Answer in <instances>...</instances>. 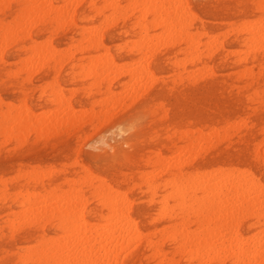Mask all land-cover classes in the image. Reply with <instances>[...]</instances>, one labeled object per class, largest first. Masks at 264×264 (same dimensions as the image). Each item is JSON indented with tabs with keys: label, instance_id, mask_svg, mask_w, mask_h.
Listing matches in <instances>:
<instances>
[{
	"label": "rangeland",
	"instance_id": "obj_1",
	"mask_svg": "<svg viewBox=\"0 0 264 264\" xmlns=\"http://www.w3.org/2000/svg\"><path fill=\"white\" fill-rule=\"evenodd\" d=\"M6 1H7L6 3L5 0L0 1V35H2V33H4V31L7 30L11 31V29H13L14 31H16L15 30L16 28L14 29V27H16L14 24L16 23H17L16 25H18L17 27L18 30L20 29L21 25H22L21 27L24 29L20 30L18 33H16L17 32L16 31L15 32L16 35L13 34L14 33L13 31L12 35H10L11 34L10 32H6L3 34V36H0V41H1L0 49L2 47L4 48L3 52L0 50V100H1L0 101L1 102L0 103V161H2V163L0 162V211H1L0 212V264H54L53 260H50L54 255L53 253L51 254L50 252L55 249H51L52 247L48 248L50 246V241L53 240L54 243L58 239V241H62V244L60 245L66 244L65 246L66 248L68 246L73 248L72 245L75 247V245L79 244V243L71 244L68 243V241L65 242V239L67 238L70 239L71 237L72 240L70 239L69 242L73 241L72 243H77L78 232L81 231V230L77 231V229L79 227L81 228V225L80 226L78 225L79 227L73 225H77V222H80L81 220L79 221L76 220V223L74 220V222L72 223L70 222V224H68L62 221L60 219V216L52 215L51 213L48 212H47L48 214H51L50 218L47 214V215H43V217L36 220V218H32L34 216L33 215L31 216V214L37 211L36 208H38V205H34V207L32 206L33 207L32 210L28 209V206L25 202L27 198H29L31 201L35 203L37 202L34 200L37 199L38 201L37 204H39L41 198L42 199L46 198L41 200L44 202L40 201L41 202L40 204L43 203V205H46L45 202H47V200L48 201L51 200L50 203L48 202L47 203L50 206L53 204L51 207L54 208L56 205H58L57 203L59 202L62 203L60 199L62 200L63 198V202L67 201L65 198L68 195V193H69L68 195L69 198L67 197L68 200L73 199V201H76L77 197L82 198L83 196L84 198H86V200L83 198L82 200L81 199L77 200V202L79 203H81V201L83 202L82 203L83 208L81 207L80 209V211L82 210V212L79 211L80 212L79 216L83 215L84 218H86L87 222L92 223V224L88 223L91 227H93L92 226L93 224L98 223V224H102L100 226L106 229L105 225H108L107 223H112L114 221L113 217L115 218L118 217V214H114L116 212L107 209L108 207L105 206L102 199L96 193V190L99 187L96 185H100V187L101 185H103V187L105 188V185L107 184L108 186L106 187L108 190L111 188L109 186H112L111 196H113V198L115 197L117 198L116 195H118L121 196L118 197L120 200L122 198L121 201H124L126 199V202L130 203L129 205H127V203H124L125 201L121 202L119 199H117L123 204L124 208H126L127 206L130 207V208H126L127 210L125 211L127 212H124V217L125 214L130 216L131 219L136 223V227L143 234L141 239L135 238L134 236H136V234H133L134 236L133 235L132 236L134 238L132 236L131 237L135 241L132 239V241L128 245V246H133V248L129 247L128 251L127 248H124L126 249V250L123 249L125 255L122 250L120 252L121 254H123L122 257L119 254V256L115 257L117 260L113 262L115 259L114 258L112 263L115 264H168V263L170 264H229L230 260L229 258H225V256H222L221 259L219 258L216 261H211V258L214 255L212 251L214 250H212L209 246L208 248L207 246L204 247L203 244H197L196 239H200V237H202V235L205 234L204 228H206V230L209 227H212L214 229L220 228L219 225H221V222L222 223L224 222L223 219L225 217L223 216L229 217L230 215L228 214L232 212L231 211L232 205L230 204V202L234 200V198L238 195L236 193L239 192H234L235 193L234 197H233L234 194L233 192L228 194L227 199L229 200L230 198V200L229 201L227 200L228 202L225 205L231 208L230 211L229 208L228 207L225 208V205L223 204V206L221 205L222 207L220 206L219 209L216 210L214 209L212 212L207 214V217L211 219L206 218L207 219L206 223H202V225H197L193 222H190L188 224V231L190 232L191 230L193 232L192 235L194 236L192 237L193 239L192 238L190 239L192 235L189 236V239L191 241L190 243L192 244H189L187 247L191 249L190 250L191 252L187 247L186 248L188 252L187 251L185 252L186 249L183 250L184 252L181 251L178 252L176 251V247L179 244L178 241H180L182 238L179 235L183 231L182 229L177 230V242H174L173 240L174 235L169 233L170 231L169 227L172 225L174 221L165 217V215L163 216L162 214H160L161 206L162 205L164 206V204L161 203L162 197L163 195H165V191L161 188V184L163 179H165L169 175V173L164 170L165 167H162V165L167 167L173 166L175 170H178L179 168L184 174H190L193 176L196 175V173L205 174L208 173L207 171H209L213 174L212 175L213 181L216 179V176H218V174L215 173L218 171V169L220 172L224 171L225 175L226 173L228 174L229 171L236 170L238 172L239 170V173L245 174L246 178L247 177L249 178L252 175V177H250L252 179L251 181L260 184L264 188V137H263L264 129H262L264 128V101H262V99L264 100V47L260 46V44L263 45L264 40L263 43L262 40L259 38L257 39L258 42H256L255 40L256 43L253 40L251 41L249 38H247V36L249 37V35L247 34V29H246L250 24L253 26L254 25L258 26L261 23L259 21L264 19V10H263L264 0H262V2L261 0L259 1L258 0H184V1L182 0L183 4H181L180 0H176V2L175 0H173L175 3H173V1L171 3V0L168 3L166 0L164 1L166 7L168 6V4L169 5L171 4L170 7L172 5L173 7H175L177 3L181 4L180 5L181 9L179 7V11L182 14H179V11L177 10L178 11L177 15H182V17L185 18V21H183L184 19L181 18V16L180 17L176 16L177 18L174 17L175 13L171 12L173 8H167V10L164 9L166 7L162 8L166 10L163 13L164 14L163 15L164 17L162 18L163 20H165V16H166L165 13L170 12V16L166 17V19L170 21H163V20L161 21L162 22L161 25H167V23L170 22L169 26H171V27L167 26L166 29H168V32H164V34H161V32L163 33L164 30L166 31L165 28L163 29L162 26L158 24L157 26L151 25L155 23L153 13L151 12V10L149 11L148 15L145 16L144 21H142L143 26L139 25L140 15H141L140 14L141 9L139 8L142 7V4L140 3L142 2L141 0H131V3L130 0H105V1L104 0H79V1L71 0V1H67L68 3L66 4H65L66 2L65 0H61V1L48 0L50 1L49 3L43 0L46 3L45 7L43 6L44 4H42L39 0H38L39 3L35 1L36 2L35 4L33 3L32 0L29 2L30 4L28 3L27 0H6ZM83 1L85 2L83 3ZM108 2H110L111 4L109 3L110 4L109 5ZM137 2H139L138 4H140V6L137 5ZM50 3L53 6L58 5L56 6L57 8L56 9L55 7L52 8L53 6H51ZM59 3L63 5L62 6L63 8H65V6H67V4L69 3L71 5L73 4L74 6L70 5L71 6L70 8H67L68 7L67 6L66 7L67 10L64 9V11L63 10L61 11V6ZM112 4L115 6H112ZM40 5L42 7H40L39 9L37 6ZM107 5L109 6V8H106L108 7ZM28 6L36 7L39 10L35 8L36 9L35 11L33 10V7H31L32 9H30V7L28 8ZM46 6H48L50 10H47ZM100 6L103 8H100ZM182 6H184L183 9L187 11L186 12L187 14L188 11L192 12V14L190 13L191 16H189L188 19H186L187 15L186 17H184L183 15L184 11L181 12V10H183ZM24 8L26 9L28 8L27 11L30 13L26 12V9ZM41 8H43V11L41 12V15L39 17ZM71 8L73 9V11H71L72 10ZM128 8H130L131 11ZM134 8L136 9L134 10ZM176 9H178L177 6ZM22 10H24V12ZM45 11L47 12L44 13ZM25 12L27 13L26 14L27 17L31 16L30 15L31 13L34 14L36 12L34 15L38 14V17L36 16L31 17L38 19V22H36L37 20H31L30 17H29L30 20H28L27 18L28 21L26 20L27 22H25L26 24L32 26L30 27L31 30H29V27L27 28L29 33L27 32V29L25 30L27 25L23 23V19L25 18L24 16ZM64 13H66V16ZM76 13L80 16L77 17ZM111 15L112 17L110 18ZM178 18L182 19L179 20L181 21V24L178 21ZM204 18H206L207 20H205ZM63 19H65V21H62ZM66 19H69L71 21L68 20L66 21ZM189 19L191 20V22ZM209 19L213 21H209ZM45 20H47V22ZM254 20L256 21V24L254 23ZM21 21L22 23H20ZM174 21H177L178 23L176 24ZM182 21L185 24H182ZM163 22H165V24H163ZM186 22L189 24H187ZM245 22L246 24H244ZM18 23H20V25ZM31 23H33V25ZM61 23H64V26ZM100 23L103 24L99 25ZM137 24L139 26H137ZM174 24H176L175 27H173ZM178 24H180L182 27L179 26ZM117 25H119V27ZM241 25H244L246 27ZM91 26L94 27L92 28ZM150 26H152L153 28H151ZM89 27H91L92 29L90 28L91 29L90 30ZM96 27L98 28V30ZM99 27H101V29ZM113 27L116 28H114L113 30ZM233 27L234 29H231ZM82 29L83 30L86 29V31H82ZM88 29L89 31L93 30L92 33L89 32L87 34ZM144 29H146L147 31L146 32L143 31ZM237 30H241V31H237ZM97 31L98 32L100 31L99 32L100 34H98ZM185 31L189 33V35L186 34ZM228 31L231 33H228ZM158 32H160V34L164 36L159 35ZM182 32L185 33L183 34ZM76 33L78 34V36H75ZM90 33L91 34L94 33L95 35L91 37L92 35H89ZM108 33L110 35H108ZM156 33L158 34L156 35ZM96 34H98L99 36ZM152 34L158 37L152 36L153 38H156L153 40L151 39L152 37L150 36ZM175 34L176 35L178 34V37H182L179 38L181 42L178 40V37H176ZM185 34L187 35V37L188 36L192 37L191 39H194V42L196 41L199 42V45L194 44L192 40L188 42L189 39H187V37L184 38ZM39 35H41V38L39 37ZM142 35L146 37H143ZM165 35L169 37H165ZM214 35H215L214 41L216 42H214L213 40H211L210 42L208 38L210 37L211 39H213ZM16 36H18L17 37L18 39L16 38ZM84 36L86 37V39H83ZM109 36H111V38L114 37L113 40ZM139 36L142 38H140ZM88 37H91V39ZM94 37L97 38V40H99V44L97 43V45H95V43L91 41L92 38ZM147 37L149 40L147 39ZM144 38H146V40ZM158 38H160L159 41H157ZM163 38L164 39L166 38V41ZM135 39H137V41H135ZM141 39L144 41H142ZM3 40L5 41L3 42ZM59 40H61V42ZM81 40L82 42H80ZM145 41L146 42L152 41L153 46L155 47L151 48L152 43L150 42L146 43ZM88 42L89 43L92 42L91 47L89 46L90 44H88ZM133 42L135 46H133ZM139 42L141 43L143 42V44H141L142 47L140 46ZM209 42L210 44L213 43L214 45L212 44L213 46L212 45L210 46ZM162 43L164 44L162 45ZM252 44L255 48L252 47ZM256 44L258 45L256 46ZM38 45L43 46L44 47L43 50L44 49L46 50H44L43 52V50L40 49L41 47L39 48ZM69 45L70 46L72 45V47L70 48ZM85 45L90 48L85 47ZM80 46L81 47L83 46L85 48L80 49L79 48ZM145 46L147 47L151 46L150 48L156 52L152 51L150 48H147ZM258 46H260L261 48H259ZM11 47L14 48V50H11ZM67 47L69 49H66ZM194 47H196L195 50ZM203 47H205V49ZM209 47H211L212 49H210ZM249 47L252 48V50L248 49ZM53 49L55 51H53ZM122 49L124 50L122 51ZM8 51L10 53H8ZM35 51H39V53L40 52L44 53L42 54L43 61L39 60L36 57L33 58L35 60H33V64L30 65V66L33 65V67L29 68V70L31 71L35 70L36 72L35 71L34 73L32 72V75L30 76L31 71L27 70V67L30 66H27L29 65L27 63H29L28 61H30L31 63L32 61L31 58L34 56ZM73 51L75 53L72 54ZM117 51H119V53ZM145 51H149V53L147 52L145 53ZM45 52L46 54L51 53L52 58H50L51 57L50 54H49L50 56L46 55ZM65 52H67L68 54ZM100 52L101 53L107 52L106 53L107 56L109 55V57H111L115 61L114 67H118L119 65H122V67L121 66L119 67L120 69L123 68V71L118 69L119 67L116 68L121 71L119 73L118 70H116L113 67L114 70L111 68L109 73L106 72L108 73V75L110 74L109 76L111 77L106 78L105 77L106 65L103 68L104 62L101 61L102 60L101 57L103 56L100 57L101 54ZM196 52L199 53L196 54ZM236 52L239 55H237ZM13 53L16 55L14 56ZM117 53L119 54L118 57L120 56L119 58H117L116 56ZM208 53L210 54V56ZM31 54L33 55L31 56ZM59 54H61L63 57ZM146 54H150L148 55L149 57L147 56L148 57L147 59L144 58L146 57ZM86 55L89 56L94 55V57L91 56L90 58L99 62L101 61L102 68H100L101 64L99 63L98 64L100 65L99 68L101 70L103 69L102 72L104 73V75L100 70H97L99 72L95 70V69H99L98 65L96 64L97 62H93L94 60L91 62L90 59L88 58L89 56ZM151 55L153 57H150ZM28 56H31V58H28ZM59 56L60 58H58ZM68 56L69 58H67ZM98 56L100 57L101 60H97L99 58ZM124 56H127L128 58ZM159 56H163V57H159ZM23 57H26V59H22ZM157 57L163 59L161 61L160 59L156 60L155 58ZM39 58L41 59V57ZM55 59L59 60L58 63L57 62L54 63V61H56ZM88 59L93 64L89 63ZM178 60L179 62L181 61V64L179 62H176ZM34 61H37V63L39 64L43 62L41 64V68L39 64H38L39 67H37L38 65ZM87 61L91 65H85L88 64ZM62 62L65 63L60 65ZM159 62L161 64H159ZM174 62H176V64H174ZM80 63L81 66L79 65ZM118 63L120 64L118 65ZM182 63H184V65ZM23 64L26 65L27 67H24ZM34 64L37 66L34 67ZM22 66L24 67V70L21 68ZM86 66L87 67L92 66L93 69H91L90 67L86 69L87 68ZM141 66H143V68H141ZM139 67L141 68V70H139L140 69ZM163 67H167V68H163ZM135 68L138 69V73L140 72V74L134 77H130L129 76L130 73L135 71L134 70ZM158 69H160L161 71ZM191 69H193V71ZM130 70L132 71L129 73ZM208 71L210 72V75L208 74ZM195 72H198L200 74L198 75V73ZM94 74H96V76ZM121 74L123 76H121ZM169 74H171L170 77ZM204 74L205 76L200 77L201 75ZM101 75H103V77ZM117 75L120 76L118 77ZM99 76L101 77V79ZM128 76L130 79L128 78ZM112 77H114V79ZM198 77L200 78L198 79ZM108 79L110 80V82ZM52 80L54 82H52ZM98 81L99 84H97ZM46 83L51 84L52 87H50L51 85H48ZM57 84L59 86H57ZM117 86L120 87L118 88ZM59 87H61L60 91L58 89ZM69 90L72 91L73 94L70 93ZM53 92L55 93V96ZM261 94L263 98L260 99L258 95L261 96ZM34 95H36V97ZM67 98H70L69 101H67L68 100ZM63 100H65V102H68L67 103L68 105L62 103L64 102ZM261 101L263 103H260ZM139 102L140 104L137 105ZM22 103H24L25 107L28 110H30L31 114L33 112L32 115L34 117L35 114H38L37 121H34V119H32L33 116L31 117V120L36 122L34 123L31 122L30 120V125L32 127H34L35 124L39 125L40 122L38 121H41V119L47 121L43 119L48 115L46 114V112L51 114V117L53 119L48 120V124L44 125L47 127H43V124L41 126L42 128H44V130L49 129L47 132L45 131L46 133H43L44 131H42L41 128L37 130V132L36 130H34L37 128H33L32 131H30L31 127L28 128L29 126L27 127L28 129L25 128V130H22L21 132H18L16 134L8 135L4 132V127L6 125H4V123L1 121V118L3 116H6V112L8 110L12 111L11 113V117H12L14 115V111L17 112L20 110L19 107H24L23 105L19 106ZM5 105H7L8 107ZM65 105L67 106L70 105L71 109L66 110L67 108H64ZM15 106H19V107L17 108ZM60 106H62L67 113L64 110H62L63 112L62 113L60 109L59 112L56 111L54 112L55 114L59 113L56 117H54L53 116L54 113H51L53 112L52 110L54 109L56 110L57 107ZM25 107L21 109L24 110L26 109ZM49 109H52L50 110L51 112L47 111ZM22 110L19 113L22 114L23 112V117L26 114L29 115L30 112L28 113L26 111L25 112L26 114H24V111ZM100 111L101 113H99ZM90 113L94 115L92 117H89L91 116ZM102 113H104V115ZM108 113H110V115ZM43 115L45 116L42 117ZM146 116L148 117L145 118ZM61 117L64 118V122L62 124H57L56 126L51 123L52 120H55L57 118L56 121H58V118L60 120ZM27 118L29 119L30 117L27 116ZM243 118L245 119V121ZM236 121L239 122L240 126L238 123H235ZM59 122L61 123V121ZM10 123L8 124L9 127L11 126ZM49 124L53 125L52 126L53 128H51L50 126L48 127ZM234 125L242 128L240 129L239 127H236ZM225 126H228L229 130ZM196 127L198 130L200 129L199 131L196 130L197 132L195 131ZM212 128L213 130H211ZM190 129L192 130V134H190L191 132ZM215 129L217 130L219 129V130L216 132L217 134L215 133V135H213L214 132L216 131ZM238 129L239 131H237ZM117 130L119 131L117 132ZM188 130L190 131L189 133L186 132ZM26 131L28 133H26ZM182 132L184 134H182ZM25 133L26 135L24 136ZM36 133L38 134L36 135ZM41 133H43L42 136H40ZM141 133H143V135H141ZM131 134L133 137L131 136ZM198 134H200L201 136L199 137ZM17 135L18 136L22 135V136L18 137ZM196 135L198 136L196 137ZM190 136L192 137L194 136L195 138H192ZM207 136H209L208 139H206ZM37 137L40 138L38 139ZM118 137L120 138L118 139ZM3 138H5L4 140H6V142L2 140ZM196 139H199L200 142H197L198 140L195 141ZM202 140H204V142ZM186 143L187 144L190 143L191 144L190 146L194 144L193 147L195 149L194 148L186 149L189 148L187 147L188 145L186 146ZM198 143H200V145ZM121 145L123 147H121ZM116 147L118 149H120L121 147L122 150L119 151ZM183 147L185 148V150ZM107 150L109 153L108 152L106 153ZM184 151H189L188 152L189 155L187 154L185 155V156H190L189 158H187L189 161L185 160V158L182 159L183 158L182 155H184L183 153ZM192 151H196V152H192ZM116 152H119L120 154ZM180 152H182V154ZM114 153H116L117 155H114ZM154 153L159 154L160 156L157 157V155H155ZM111 156L112 157L115 156L114 158H112L113 160L111 159ZM119 157L122 158L124 157V158L122 159ZM108 158L110 159L108 160L109 162L107 161ZM190 158H193V160H191ZM4 160L5 162L3 163ZM181 160L185 161L186 163L184 164V162H182ZM103 161H107V162H103ZM73 162L74 165L72 164ZM161 162H163V164ZM164 162L165 164L168 165H165ZM169 162L171 163L169 164ZM93 163H95L96 165L94 164L95 165L94 166ZM98 165H100V167ZM83 166L85 168H83ZM175 166H178V168ZM49 168L51 170L50 172H48ZM53 169L54 171H52ZM26 170L31 172H28ZM33 170L35 173L30 174L33 173L32 172ZM38 171L42 172V176L38 174ZM143 171L144 172L151 171V172L150 173L146 172V175L148 176H145V173ZM157 171L159 173L160 171H162V173L159 174ZM153 173L154 174L157 173V177L156 174L154 175ZM92 174L93 176L96 177L99 176L97 178L98 180L101 181H98L96 177L92 176ZM151 174H152L151 177H153V179L156 181L157 186L156 188L150 191L148 188V184L146 183V179L150 177ZM89 176L90 178L93 179L88 178ZM82 179H84L85 181ZM90 180H92V182ZM72 181H74L75 183H73ZM213 181H211V183ZM214 183H217L216 180L215 182H213V184ZM78 188L80 191L79 190L76 191ZM63 189H65V191L63 192L64 195H61L63 194L61 192ZM114 190L115 192L117 191L116 194ZM24 191L29 192L28 193L29 195L33 194V197L31 198V196L26 195L27 193ZM254 191L255 188L249 192L250 194L249 198L252 199L253 197L252 194L253 195L256 194V193H252ZM16 193L18 194V196H16L17 195ZM20 193H24V194L20 195ZM70 193L71 196L73 197L70 196ZM230 194L232 197L230 196ZM59 195L63 197H60ZM201 195L202 193L199 194L200 197ZM40 196L42 197L40 198ZM54 196L56 198L58 197L57 199L54 198L56 200V203L55 200L54 202L52 200ZM127 199L129 202L127 201ZM148 199H150V201H147ZM100 202L103 203L101 204ZM140 203H143V206ZM12 204L16 206L13 207ZM173 204L174 206H171ZM168 205L170 206V209L171 207H175V203L172 200L168 201ZM135 208L137 211L134 210ZM146 208H148L149 210ZM152 208H154V210H152ZM108 210L112 211L111 216L113 217L109 216L110 211ZM251 210L250 212H253V209ZM176 212L177 210L174 209V212L172 213L173 216L176 214ZM250 212L246 213V215H243L242 217L245 216L244 218L240 217V220H237L238 222H234L235 224L234 223L232 224L233 225L232 229L234 230L236 229L238 233L237 239L239 240L245 239L244 244L246 246L250 245L254 241L264 240V226L260 223H256L255 216L252 215ZM215 213H217V215H215ZM215 216H217V218L213 219V217ZM27 218H29V220ZM11 219L12 221H10ZM19 219H21L22 221L24 220V222H22L23 224ZM32 219L33 220L35 219V221H33ZM13 220L16 222H13ZM31 220L33 222H31ZM190 220H193V218ZM209 220L211 221L208 222ZM25 221L27 222L25 223ZM121 222L122 224L124 223V221ZM28 223L30 224L28 225ZM236 223L237 226L236 228H234ZM9 225L12 226L9 227ZM69 225H71V228ZM167 225L168 227H166ZM49 227H51L52 230H50ZM52 227L56 229H53ZM88 227L87 230H89ZM201 228L203 229L201 230ZM46 229L48 231H46ZM92 229L93 228H91L90 230ZM65 230H67V232ZM152 230H156V232H153ZM195 231H197V234L201 233L202 235L201 234H198L199 236L196 235ZM64 233H69L71 234V236L67 234L64 235ZM230 233L231 232L226 233L224 237L226 238L230 236ZM57 235L59 236L57 237ZM86 235H88V233ZM74 236L76 238H72ZM166 236L170 238L168 237L166 238ZM247 237L248 239H246ZM62 238L64 241L62 240ZM159 240H161L162 242ZM150 243H153L155 246H150ZM26 245L28 246L26 247ZM122 245L124 246L125 244ZM196 245H200L201 247ZM111 246H109V248H111ZM202 246L204 248H207L203 250L205 251L204 253L207 256L204 255L202 251V249L204 248H202ZM81 247L78 246L77 252H74L75 249H71V250H74L73 251L74 254L80 255L81 253L78 252L80 251ZM194 247L196 248L194 249ZM34 248H36V250H33ZM61 248H62L61 253H67L68 250H65L63 246ZM154 248H156L158 251H155ZM115 249L117 248L112 246V250L115 251ZM210 249L212 250L211 252L209 251ZM45 250H47V252H45L46 255L43 256L42 255L43 252L41 251H45ZM39 252H41L42 254H40ZM98 252L101 253L102 251L99 250ZM116 252L118 253V250H116ZM158 252L161 253L163 258ZM100 253H97V255L100 256L104 252L101 254ZM74 254L70 253L68 259L69 262L71 261L70 259L71 256L72 258H74V260H76ZM115 254L116 253L114 252V255ZM157 254L159 256H157ZM35 255H37L36 258ZM79 255H78V259L81 257ZM204 257L209 258V263H208V259ZM118 259H121L120 262ZM159 259H161L162 263L158 262L160 261ZM79 261L78 260L73 261L72 263L84 264V262H86V264H91V262L87 261L86 259H82L80 262ZM99 261H95L93 262V264H98V262L102 263L101 260ZM69 262L67 264H72L71 262L70 263ZM112 263H110V261H107V263L105 261L103 262V264H112ZM248 264H264V256L251 260V262H249Z\"/></svg>",
	"mask_w": 264,
	"mask_h": 264
},
{
	"label": "bare ground",
	"instance_id": "obj_2",
	"mask_svg": "<svg viewBox=\"0 0 264 264\" xmlns=\"http://www.w3.org/2000/svg\"><path fill=\"white\" fill-rule=\"evenodd\" d=\"M1 1V0H0ZM28 1V3L31 1V0H27ZM33 1V3L35 4L36 2L35 1H37L38 2V0H32ZM42 4H44L43 6L45 7V5H46V3L44 2V1H47V3H49L50 1H48V0H39ZM61 1V0H60ZM66 1V2H65ZM64 2H65V4L66 3H68L67 1H71V0H65ZM76 1V0H75ZM79 1V0H78ZM105 1V0H104ZM142 2H140L141 4H142V7L141 8H139V9H141L140 10V24L139 25H141V26H143L142 25V21H144V19H145V16L146 15H148V13H149V11L151 10V12L153 13V17H154V21H155V23L154 24H151V25H154V26H157V24L158 25H160V26H162V28L164 29H166L167 28V26H169V23H167V25H161V21L163 20L162 18L164 17L163 15V13H164V11H166L167 10V8H173L172 9V11L171 12H174L175 13V18H177L176 16H178V17H180L181 16V18H183L182 17V15H177V12L179 11V7H180V5L181 4H183L182 3V0H180V2H181V4H176L175 5V7H173V5L170 7V5L168 4V6L166 7L165 6V2L164 1H166V0H141ZM169 1L170 0H167V2L169 3ZM172 1L173 0H171V3H172ZM184 1V0H183ZM259 1V0H258ZM7 1L5 0V3H6ZM55 2V1H54ZM85 1H83V3H84ZM89 2H91V1H89ZM112 2V1H111ZM125 2H127V1H125ZM167 2H166V4H167ZM175 2H176V0H175ZM174 1H173V3H175ZM261 2H262V0H261ZM32 3V4H33ZM39 3V2H38ZM75 3V2H74ZM110 2H108V4H109ZM130 3H131V0H130ZM139 2H137V5H139L140 6V4H138ZM186 3V2H185ZM195 3V2H194ZM228 3V2H227ZM30 4V3H29ZM51 4V3H50ZM49 4V5H50ZM60 4V3H59ZM88 4V3H87ZM104 4H106V3H104ZM103 4V5H104ZM111 4V3H110ZM109 4V5H110ZM261 4V3H260ZM71 4L69 3V4H67V6H65V8H63L62 6V4H60V6H61V11L63 10L64 11V9L65 10H67V8H70L71 6H74L73 4L70 6ZM76 5H78V4H76ZM186 5V4H185ZM184 5V6H185ZM262 5V4H261ZM9 6V5H8ZM33 6H35V5H33ZM33 6H28V8L30 7V9H32L31 7H33ZM51 6H53L52 4H51ZM56 6H58V5H56ZM55 5L52 7V8H54L55 7V9L57 8ZM86 6V5H85ZM108 6V5H107ZM112 6H115V5H113L112 4ZM112 6H110V7H112ZM122 6V5H121ZM136 6V5H135ZM176 6L178 7V9H176ZM184 6H182V9L184 8ZM259 6V5H258ZM258 6H255V7H258ZM39 9H40V7H42L41 5L40 6H37ZM47 7V10H50L49 8H48V6H46ZM67 7V8H66ZM84 7V6H83ZM118 7V6H117ZM120 7V6H119ZM126 7H128V6H126ZM164 7H166V8H164ZM260 7V6H259ZM3 8V7H2ZM19 8V7H18ZM27 8V9H28ZM36 7H33V10H35L36 11V9H35ZM51 8V9H52ZM100 8H103V7H101L100 6ZM106 8H109V6L108 7H106ZM115 8V7H114ZM131 8V7H130ZM130 8H128V9H130ZM162 8H164V9H166V10H164V9H162ZM186 8H187V6H186ZM185 8V9H186ZM195 8V7H194ZM24 9H26V8H24ZM27 9H26V12H28L27 11ZM39 9H37V10H39ZM72 9V8H71ZM71 9H69V10H71ZM83 9V8H82ZM81 9V10H82ZM85 9H86V7H85ZM97 9V8H96ZM136 8H134V10H135ZM180 9H181V7H180ZM60 10V9H59ZM68 10V11H69ZM80 10V11H81ZM98 10V9H97ZM102 10V9H101ZM123 10V9H122ZM122 10H120V11H122ZM126 10V9H125ZM138 10V9H137ZM178 10V11H177ZM263 10H264V7H263ZM23 12H24V10H22ZM30 11H32V10H30ZM43 11V8H41V11H40V14H39V17H40V15H41V12ZM57 11V10H56ZM61 11H58V12H61ZM71 11H73V9L71 10ZM79 11V10H78ZM78 11H77V13H78ZM99 11V10H98ZM98 11H97V13H98ZM127 11H129V10H127ZM130 11H131V9H130ZM169 11V10H168ZM182 11H184L183 12V15H184V17H186V15H187V18L186 19H188L189 18V16H191L190 15V13L192 14V12H189L188 11V14L186 13L187 11L186 10H181V12ZM200 11V10H199ZM254 11V10H253ZM256 11H258V10H256ZM255 11V12H256ZM25 12V21H24V19H23V17H22V19H23V23L25 24V25H27L26 26V28H25V30L29 27V30H31L30 29V27H32L31 25H28V24H26L25 22H27L28 20H30L29 19V17L31 18V17H38V14L37 15H34V14H30L31 16H29V17H27V13ZM47 11H45L44 13H46ZM208 12V11H207ZM28 13H30V12H28ZM39 13V12H38ZM76 13V14H77ZM130 13V12H129ZM132 13H133V11H132ZM173 13V14H174ZM184 13H186V14H184ZM43 14V13H42ZM65 14V16H66V13H64ZM119 14V13H118ZM166 14V16H165V20H163V21H170V20H168V19H166V17L167 16H170V12H168V13H165ZM179 14H182V13H180V11H179ZM226 14V13H225ZM67 15H69V14H67ZM70 15H72V14H70ZM130 15V14H129ZM201 15H203V14H201ZM44 16V15H43ZM78 16H80V15H78L77 14V17ZM105 16V15H104ZM125 16V15H124ZM123 16V17H124ZM112 17V15L110 16V18ZM193 17V16H192ZM195 17V16H194ZM249 17H251V16H249ZM27 18H28V20H27ZM57 18V17H56ZM67 18H68V16H67ZM105 18V17H104ZM119 18V17H118ZM127 18V17H126ZM174 18V19H175ZM260 18H263V17H260ZM42 19V18H41ZM117 19V18H116ZM122 19V18H121ZM133 19V18H132ZM135 19V18H134ZM170 19V18H169ZM173 19V18H172ZM184 20L183 21H185V18H183ZM195 19V18H194ZM205 20H207L206 18H204ZM20 20V19H19ZM27 20V21H26ZM31 20H37L36 22H38V19H35V18H31ZM71 21V20H69V19H66V21ZM176 20V19H175ZM179 20H182V19H180V18H178V21ZM190 20V19H189ZM219 20V19H218ZM46 22H47V20H45ZM62 21H65V19H63ZM61 21V22H62ZM183 21H182V24H185V23H183ZM201 21V20H200ZM209 21H213V20H210L209 19ZM214 21H215V18H214ZM253 21V20H252ZM251 21V22H252ZM33 22V21H32ZM103 22H105V21H103ZM153 22V21H152ZM176 24L178 23L177 21H174ZM180 22V24H181V21H179ZM190 22H191V20H190ZM259 22H261L258 26H253V25H249L248 26V28H246L247 29V34L249 35V37L247 36V38H249L251 41L253 40L254 42H255V40H256V42H258L257 41V39L259 38V39H261L262 40V43H263V40H264V19L263 20H261V21H259ZM20 23H22V21L20 22ZM20 23H18L19 25H20ZM65 23V22H64ZM64 23H61L63 26H64ZM111 23H113V22H111ZM171 23H173V22H171ZM187 23V22H186ZM250 23V22H249ZM249 23H247V24H249ZM254 23L256 24V21L254 20ZM17 24V23H16ZM16 24H14L16 27H14V29L17 31H14L13 29H11V31H4V33H6V32H10L11 34L10 35H12V32L14 31V33L13 34H15L16 35V33H18L20 30H22V29H24V28H22L21 26H20V29L18 30L17 29V27H18V25H16ZM23 24V25H24ZM32 25H33V23H31ZM37 24V23H36ZM56 24V23H55ZM69 24H71V23H69ZM103 24V23H102ZM101 23L99 24V25H102ZM105 24H108V23H105ZM163 24H165V22H163ZM176 24H174L173 25V27H175V25ZM180 24H178L179 26H181ZM187 24H189V23H187ZM241 24V23H240ZM244 24H246V22L244 23ZM253 24V23H252ZM68 25V24H67ZM98 25V26H99ZM135 25V24H134ZM138 24H137V26H139ZM171 25V24H170ZM177 25V26H178ZM57 26H58V24H57ZM62 26V27H63ZM95 26V25H94ZM93 26V27H94ZM97 26V27H98ZM107 26V25H106ZM105 26V27H106ZM113 26V25H112ZM111 26V27H112ZM118 27H119V25H117ZM241 26H244V25H241ZM8 27H9V25H8ZM24 27V26H23ZM78 27V26H77ZM92 27V26H91ZM91 27H89V29L91 28ZM92 27V28H93ZM96 27V28H97ZM151 28H153L152 26H150ZM169 27H171V26H169ZM182 27V26H181ZM186 27V26H185ZM244 27H246V26H244ZM86 28H88V27H86ZM91 28V29H92ZM95 28V29H96ZM100 29H101V27H99ZM109 28V27H108ZM114 28H116V27H113V30H114ZM187 28V27H186ZM89 29H88V31H87V34L89 33V32H91L92 33V31H89ZM90 29V30H91ZM112 29V28H111ZM170 29V28H169ZM178 29V28H177ZM211 29H213V28H211ZM231 29H234V27L233 28H231ZM237 29V28H236ZM97 30H98V28H97ZM110 30V29H109ZM179 30V29H178ZM178 30H175V31H178ZM241 30H243V29H241ZM241 30H237V31H241ZM82 31H86V29H82ZM100 31H102V30H100ZM99 31V32H100ZM142 31V30H141ZM143 31H147L146 29H144ZM181 31V30H180ZM230 31V30H229ZM228 31V33H231V32H229ZM232 31V30H231ZM16 32V33H15ZM26 32V31H25ZM27 32H28V29H27ZM94 32H96V31H94ZM98 31H97V33L98 34H100ZM164 32H168V29H166V31L164 30L163 31V33L161 32V34H164ZM186 32V31H185ZM185 32H182L183 34L185 33ZM194 32V31H193ZM200 32V31H199ZM226 32H227V30H226ZM243 32V31H242ZM4 33H2V35H0V36H3V34ZM29 33V32H28ZM73 33H75V32H73ZM89 34V35H92L91 37H93V35H95L94 33L93 34ZM117 33V32H116ZM131 33H132V31H131ZM139 33H140V31H139ZM159 33V35H161L160 34V32H158ZM158 33H156V35L158 34ZM177 33H180V32H177ZM202 33V32H201ZM222 33H224V32H222ZM9 34V33H8ZM67 34V33H66ZM98 34H96V35H98ZM112 34V33H111ZM118 34V33H117ZM170 34V33H169ZM186 34H188L189 35V33H187L186 32ZM185 34V37H184V35H183V37L184 38H186L187 37V35ZM197 34H200V33H197ZM203 34V33H202ZM201 34V35H202ZM10 35H8V36H10ZM73 35V34H72ZM106 35V34H105ZM108 35H110L109 33H108ZM132 35H134V34H132ZM176 35V34H175ZM205 35V34H204ZM209 35V34H208ZM75 36H78V34L76 33V35ZM83 36V35H82ZM99 36V35H98ZM143 36V35H142ZM151 37L153 36V37H158V36H154L153 34L152 35H150ZM161 36H164V35H161ZM191 36V35H190ZM13 37V36H12ZM18 36H16V38H17ZM36 37H38V36H36ZM39 37L41 38V35H39ZM91 37H88V38H90L91 39ZM96 37V36H95ZM92 38V42L93 43H95V45H97V43L99 44V40H97V38ZM108 37V36H107ZM110 38H111V36H109ZM140 37V36H139ZM143 37H146V36H143ZM151 38V39H156V38ZM165 37H169V36H166L165 35ZM176 37H178V34L176 35ZM202 37V36H201ZM209 37V36H208ZM2 38V37H1ZM25 38H26V36H25ZM109 38V39H110ZM113 38L114 37H112L111 39L113 40ZM140 38H142V37H140ZM179 38H182V37H178V40H179ZM192 37H187V39H189V41L188 42H190V40H192L193 42H194V39H191ZM210 38V37H209ZM208 38V40H210V42H211V40H213L214 41V39H215V35H214V38L213 39H209ZM18 39V38H17ZM20 39V38H19ZM83 39H86V37L84 36V38ZM122 39V38H121ZM145 40H146V38H144ZM147 39H148V37H147ZM159 39L160 38H158V40L157 41H159ZM164 39V38H163ZM168 39V38H167ZM177 39V38H176ZM196 39H197V37H196ZM9 40H11V39H9ZM9 40H8V42H9ZM13 40V39H12ZM16 40V39H15ZM33 40V39H32ZM80 40V39H79ZM115 40H116V38H115ZM140 40V39H139ZM142 40V39H141ZM149 40V39H148ZM165 41H166V38L164 39ZM221 40V39H220ZM5 40H3V42H4ZM54 41V40H53ZM60 42H61V40H59ZM85 41V40H84ZM98 41V42H97ZM135 41H137V39H135ZM134 41V42H135ZM142 41H144V40H142ZM156 41V40H155ZM155 41H154V43H155ZM180 41V40H179ZM178 41V42H179ZM206 41V40H205ZM237 41V40H236ZM260 41V40H259ZM1 42V41H0ZM38 42V41H37ZM59 42V43H60ZM80 42H82V40L80 41ZM90 42V41H89ZM88 42V44H90L89 46L91 47V44H92V42L91 43H89ZM109 42H111V41H109ZM117 42V41H116ZM134 42H133V46H135V44H134ZM146 42V41H145ZM148 42H150V43H152V47L151 48H153V47H155V46H153V42L152 41H148ZM148 42H146V43H148ZM162 42H163V40H162ZM174 42H175V40H174ZM181 42V41H180ZM197 42V41H196ZM194 42V44H198L199 45V42ZM210 42H209V44H210ZM214 42H216V41H214ZM255 42V43H256ZM49 43V42H48ZM86 43H87V41H86ZM108 43V42H107ZM131 43V42H130ZM161 43V42H160ZM160 43H157V44H160ZM166 43V42H165ZM171 43V42H170ZM177 43V42H176ZM207 43V42H206ZM231 43H232V41H231ZM253 43V42H252ZM39 44H41V43H39ZM45 44H46V42H45ZM50 44V43H49ZM132 44V43H131ZM139 44H140V46H141V44H143V42L141 43V42H139ZM164 43H162V45H163ZM187 44H189V43H187ZM190 44H192V43H190ZM213 43H211L210 44V46L212 45ZM254 44V43H253ZM253 44H252V47L253 48H255L254 46H253ZM48 45V44H47ZM59 45H61V44H59ZM65 45V44H64ZM102 45V44H101ZM147 45V44H146ZM171 45V44H170ZM214 45V44H213ZM212 45V46H213ZM232 45V44H231ZM249 45V44H248ZM258 44H256V46H257ZM49 46V45H48ZM51 46V45H50ZM70 46V45H69ZM73 46H75V45H73ZM84 46V45H83ZM79 47L80 49L81 48H85V47H87V48H90V47H88V46H86L85 45V47ZM192 46V45H191ZM218 46V45H217ZM230 46V45H229ZM234 46H237V45H234ZM238 46H239V44H238ZM260 46H262V47H264V43H263V45H261L260 44ZM260 46H258L259 48H261ZM28 47V46H27ZM29 47H32V46H29ZM38 47L40 48V49H42L43 50V46H39L38 45ZM52 47V46H51ZM51 47H49V48H51ZM72 47V45L70 46V48ZM114 47V46H113ZM142 47V46H141ZM145 47H147V46H145ZM150 47H147V48H150ZM161 47V46H160ZM185 47H187V46H185ZM207 47V46H206ZM24 48V47H23ZM130 48V47H129ZM128 48V49H129ZM146 48V49H147ZM150 48V49H151ZM159 48V47H158ZM204 49H205V47H203ZM210 49H212L211 47H209ZM215 48H216V46H215ZM235 48V47H234ZM259 48H257V49H259ZM3 47L0 49L2 52H3ZM9 49V48H8ZM55 49V48H54ZM53 49V51H55ZM62 49V48H61ZM66 49H69L68 47L66 48ZM104 49V48H103ZM113 49V48H112ZM145 49V50H146ZM162 49V48H161ZM196 49V47H194V50ZM206 49H208V48H206ZM248 49H251L252 50V48H248ZM7 50V49H6ZM11 50H14V48H12L11 47ZM10 50V51H11ZM39 50V49H38ZM44 50H46V49H44ZM44 50H43V52H44ZM50 50V49H49ZM124 49H122V51H123ZM126 50V49H125ZM133 50V49H132ZM149 50V49H148ZM152 51H154L153 49H151ZM151 50H150V52H151ZM193 50V51H194ZM215 50V49H214ZM239 50V49H238ZM18 51V50H17ZM52 51V50H51ZM50 51V52H51ZM60 51V50H59ZM62 51V50H61ZM127 51V50H126ZM202 51V50H201ZM212 51V50H211ZM235 51V50H234ZM245 51V50H244ZM256 51V50H255ZM48 52V51H47ZM56 52H58V51H56ZM76 52H78V51H76ZM118 53H119V51H117ZM139 52V51H138ZM143 52H144V50H143ZM149 53V51H145V53ZM154 52H156V51H154ZM188 52V51H187ZM186 52V53H187ZM216 52V51H215ZM247 52H248V50H247ZM8 53H10L9 51H8ZM15 53V52H14ZM13 53V54H14ZM32 53H34V52H32ZM54 53V52H53ZM65 53H67V52H65ZM73 53H75L74 51L72 52V54ZM101 53V52H100ZM107 53V52H106ZM105 52L104 53H101V54H104V55H101L100 54V57L101 56H103V57H101L102 58V60L100 59V57L97 59V60H101L102 62H104V65H103V68H104V66L106 67V69H105V77L106 78H108V77H111V76H109L108 75V73H109V71H110V69L112 68L113 69V67L115 66V61L111 58V57H109V55L107 56V54H106ZM116 54V56H117V58H119L118 57V55L119 54ZM153 53V52H152ZM197 53H199V52H196V54ZM39 54H41V55H39ZM42 54H44V53H42V52H40L39 53V51H35V54H34V56L31 58V56L33 55V54H31V56H28V58H31V63H30V61H28L29 63H27V61H26V63L27 64H29V65H27V66H30L31 64H33V60H35V59H33V58H38L39 60H42ZM45 54H46V52H45ZM51 55V57L50 58H52V54L51 53H48V54H46V55ZM57 54V53H56ZM64 54V53H63ZM68 54V53H67ZM71 54V55H72ZM98 54V53H97ZM97 54H95V55H97ZM124 54V53H123ZM122 54V55H123ZM151 54V53H150ZM150 54H146V57H144V55H143V57L145 58V59H147L149 56L148 55H150ZM177 54V53H176ZM209 54V53H208ZM236 54H237V52H236ZM7 55V54H6ZM12 55V54H11ZM16 54H14V56H15ZM49 55V56H50ZM54 55V54H53ZM59 55H61V54H59ZM121 55V54H120ZM237 55H239V54H237ZM45 56V55H44ZM62 56V55H61ZM86 56H89V55H86ZM91 56H93L94 57V55H91ZM91 56H89L88 58L90 59V61L92 62L94 59H92V58H90ZM148 56V57H147ZM193 56V55H192ZM209 56H210V54H209ZM12 57V56H11ZM39 57H41V59L39 58ZM63 57V56H62ZM96 57V56H95ZM123 57V56H122ZM124 57H127V56H124ZM141 57H142V54H141ZM150 57H153L152 55L150 56ZM159 57H163V56H159ZM196 57V56H195ZM205 57V56H204ZM58 58H60V56L58 57ZM67 58H69V56L67 57ZM66 58V59H67ZM115 58V57H114ZM128 58V57H127ZM184 58V57H183ZM22 59H26V57H23ZM45 59V58H44ZM46 59H47V57H46ZM45 59V60H46ZM89 59H88V61H89ZM151 59V58H150ZM156 60H158V59H160V58H155ZM154 59V60H155ZM163 59V58H162ZM162 59H160V61L162 60ZM186 59V58H185ZM184 59V60H185ZM189 59H190V57H189ZM188 59V60H189ZM29 60V59H28ZM56 61H54V63H58V61L59 60H57V59H55ZM68 60V59H67ZM182 60V59H181ZM183 60V61H184ZM193 60V59H192ZM8 61V60H7ZM43 61V60H42ZM41 61V62H42ZM88 61H87V63H88ZM89 61V63H91ZM101 61L99 62V61H96V60H94L93 62H97L96 64L98 65V68H99V64H101V67L100 68H102V63H101ZM123 61V60H122ZM135 61V60H134ZM133 61V62H134ZM174 61V60H173ZM34 62H36V64L38 65L39 63H37V61H34ZM40 62V61H39ZM45 62V61H44ZM66 62V61H65ZM65 62H62L60 65H62L63 63H65ZM137 62V61H136ZM149 62H150V60H149ZM148 62V63H149ZM163 62V61H162ZM176 62H179V60L178 61H176ZM176 62H174V64H176ZM189 62V61H188ZM24 63V62H23ZM43 63V62H42ZM41 63V64H42ZM85 64V65H91V64H93V63H91V64ZM99 63V64H98ZM139 63V62H138ZM147 63V64H148ZM155 63V62H154ZM153 63V64H154ZM180 64H181V61L179 62ZM231 63H234V62H231ZM41 64H39L40 65V68H41ZM95 64V63H94ZM120 63H118V65H119ZM159 64H161L160 62H159ZM171 64V63H170ZM183 65H184V63H182ZM24 65V64H23ZM37 65H35L34 64V67H36ZM39 65L37 66V67H39ZM80 66H81V63L79 64ZM117 65V66H118ZM165 65V64H164ZM172 65V64H171ZM26 65H24V67H27ZM95 66V65H94ZM119 66H121L122 67V65H119ZM118 66V67H119ZM143 66H145V65H143ZM143 66H141V68H143ZM152 66H154V65H152ZM177 66H178V64H177ZM24 67L22 66L21 68L24 70ZM31 67H33V65L32 66H30V67H27V70H29V68H31ZM87 67V66H86ZM88 67H90L91 69H93L92 68V66H88ZM88 67L86 68V69H88ZM118 67H114L115 69L116 68H118ZM147 67V66H146ZM181 67H183V66H181ZM221 67V66H220ZM53 68V67H52ZM66 68V67H65ZM95 68V67H94ZM95 69L96 71L97 70H100L101 72H102V70L101 69ZM136 68H138V67H136ZM134 69L135 71H133V72H131L132 70H133V68H132V70H130L129 71V73H130V77H134V76H137L138 74H140V72L138 73V69ZM140 68V67H139ZM141 68L139 69V70H141ZM163 68H167V67H163ZM227 68H229V67H227ZM226 68V69H227ZM32 69H34V68H32ZM37 69V68H36ZM90 69V70H91ZM118 69H120V67L118 68ZM118 69H116V70H118ZM196 69V68H195ZM194 69V70H195ZM207 69V68H206ZM225 69V68H224ZM250 69V68H249ZM25 70H26V68H25ZM40 70V69H39ZM90 70H89V72H90ZM114 70V69H113ZM112 70V71H113ZM121 71H123V68H121L120 69ZM120 70H118V72L120 73L121 71ZM125 70V69H124ZM158 70H160V69H158ZM188 70H190V69H188ZM192 71H193V69H191ZM254 70V69H253ZM257 70V69H256ZM14 71H16V70H14ZM29 71H31V70H29ZM35 71V70H34ZM34 71H31L30 72V76L32 75V72L34 73ZM126 71V70H125ZM146 71H148V70H146ZM161 71V70H160ZM162 71H164V70H162ZM184 71V70H183ZM206 71V70H205ZM211 71V70H210ZM248 71V70H247ZM13 72V71H12ZM28 72V71H27ZM26 72V73H27ZM36 72V71H35ZM94 72V71H93ZM92 72V73H93ZM97 72H99V71H97ZM106 72H108V73H106ZM127 72V71H126ZM125 72V73H126ZM91 73V74H92ZM95 73V72H94ZM103 73V72H102ZM112 73V72H111ZM118 73V74H119ZM181 73H182V71H181ZM195 73H198V72H195ZM200 73H201V71H200ZM200 73H198V75L200 74ZM19 74V73H18ZM127 74V73H126ZM125 74V75H126ZM164 74V73H163ZM192 74V73H191ZM208 74L210 75V72L208 71ZM39 75V74H38ZM75 75V74H74ZM95 76H96V74H94ZM93 75V76H94ZM103 75H104V73H103ZM103 75H101L102 77H103ZM167 75V74H166ZM170 75L171 74H169V77H170ZM214 75V74H213ZM218 75V74H217ZM242 75V74H241ZM87 76V75H86ZM113 76V75H112ZM118 77L120 76V75H117ZM116 76V77H117ZM121 76H123L122 74H121ZM129 76H128V78H129ZM163 76V75H162ZM203 76H205V74L204 75H201L200 77H203ZM27 77V76H26ZM36 77V76H35ZM100 77V76H99ZM99 77H97V78H99ZM116 77H115V79H116ZM117 77V78H118ZM200 77H198V79L200 78ZM34 78V77H33ZM113 79H114V77H112ZM111 78V79H112ZM184 78V77H183ZM78 79V78H77ZM100 79H101V77H100ZM99 79V80H100ZM130 79V78H129ZM179 79V78H178ZM98 80V79H97ZM96 80V81H97ZM109 80V79H108ZM132 80V79H131ZM52 82H54L53 80H52ZM109 82H110V80H109ZM128 82V81H127ZM122 83V82H121ZM46 84H48V83H46ZM53 84H55V83H53ZM97 84H99V81H98V83ZM116 84V83H115ZM48 85H51V84H48ZM93 85V84H92ZM91 85V86H92ZM57 86H59L58 84H57ZM125 86V85H124ZM50 87H52V85L50 86ZM118 88L120 87V86H117ZM60 88L61 87H59L58 89H59V91H60ZM63 88V87H62ZM98 88V87H97ZM15 89H17V88H15ZM10 90V89H9ZM70 91V90H69ZM73 91H74V89H73ZM3 92V91H2ZM12 92V91H11ZM39 92V91H38ZM18 93V92H17ZM54 93V92H53ZM61 93V92H60ZM70 93H72L73 94V92L72 91H70ZM145 93V92H144ZM37 94V93H36ZM59 94V93H58ZM254 95V94H253ZM8 96V95H7ZM6 96V97H7ZM13 96V95H12ZM35 97H36V95H34ZM54 96H55V93H54ZM53 96V97H54ZM60 96H61V94H60ZM72 96V95H71ZM259 97H260V99L261 98H263L262 97V94H261V96L260 95H258ZM33 97V96H32ZM57 97H59V96H57ZM63 97V96H62ZM258 97V98H259ZM15 98V97H14ZM86 98V97H85ZM139 98V97H138ZM10 99V98H9ZM13 99V98H12ZM43 99V98H42ZM62 99H64V98H62ZM68 100L67 101H69V99L70 98H67ZM84 99V98H83ZM250 99V98H249ZM259 99V100H260ZM30 100V99H29ZM34 100V99H33ZM134 100H136V99H134ZM1 101V100H0ZM36 101H38V100H36ZM42 101H44V100H42ZM52 101V100H51ZM64 102H62V103H65V104H67L68 102H65V100H63ZM262 101H264L263 99H262ZM260 102V103H263V102ZM3 102V101H2ZM7 102V101H6ZM28 102H30V101H28ZM1 103V102H0ZM44 103V102H43ZM52 103V102H51ZM76 103H78V102H76ZM80 103V102H79ZM87 103V102H86ZM114 103V102H113ZM45 104H46V102H45ZM50 104V103H49ZM137 104V103H136ZM140 104V102L137 104V105H139ZM3 105H4V103H3ZM16 105H19V104H16ZM24 106L25 107V104L24 103H22V104H20L19 106ZM34 105V104H33ZM38 105V104H37ZM68 105V104H67ZM67 105H65L64 106V108H67L66 110H68V109H71L70 108V105L69 106H67ZM82 105V104H81ZM5 106H7V105H5ZM19 106H15V107H19ZM67 106V107H66ZM8 107V106H7ZM24 107H19L20 108V110L19 111H14V115L11 117V113H12V111H10V110H8L7 112H6V116H3L2 118H1V121L4 123V125H6L5 127H4V132L6 133V134H16V133H18V132H21L22 130H25V128H27L28 126V128H30L31 127V130L30 131H32V129L33 128H37V129H34V130H36V132H37V130H39L40 128L42 129V131H44L43 133H46L49 129H47V128H45V129H47V130H44V128H42L41 126H42V124H43V127H47V126H44L45 124L47 125L48 124V120H51V119H53L52 117H51V114L50 113H47L46 112V114H48L47 115V117H44L45 115H43L42 117H44L43 119H45V120H47V121H44V120H42L41 119V121H38V122H40V124L38 125H34V127H32L31 125H30V120H31V117L33 116L32 114H33V112H32V114H31V112H30V110H28L26 107V109H24V110H22ZM35 107V106H34ZM61 107V108H60ZM60 107H57V109L55 110H52V109H49V110H47V111H49V112H51L50 110H52L53 112H51V113H54L55 111L56 112H59L60 111V109H61V112H62V110H64L63 109V107L62 106H60ZM84 107V106H83ZM22 108V109H21ZM118 108V107H117ZM59 109V110H58ZM87 109V108H86ZM100 109V108H99ZM24 111V114H26L25 112L27 111L28 113H29V115H24V117H23V112H22V114L21 113H19L20 111ZM66 110H64L65 112H66ZM74 110V109H73ZM79 110H80V108H79ZM88 110V109H87ZM93 110V109H92ZM98 110V109H97ZM101 110V109H100ZM239 110H241V109H239ZM239 110H238V112H239ZM70 111V110H69ZM91 111V110H90ZM94 111V110H93ZM102 111V110H101ZM101 111L99 112V113H101ZM96 112V111H95ZM109 112V111H108ZM126 112V111H125ZM241 112V111H240ZM63 113V112H62ZM67 113V112H66ZM97 113V112H96ZM143 113V112H142ZM2 114V113H1ZM59 113H54L53 114V116L54 117H56L57 115H58ZM91 114V113H90ZM103 115H104V113H102ZM109 115H110V113H108ZM94 114H91V116H89V117H92ZM98 115V114H97ZM100 115V114H99ZM165 115V114H164ZM27 116H29L30 118L28 119L27 118ZM49 116H50V118H49ZM60 116V115H59ZM34 117V116H33ZM32 117V119H34V121H37L38 119H37V117H38V114H35V117L33 118ZM84 117V116H83ZM88 117V118H89ZM103 117V116H102ZM148 116H146L145 118H147ZM47 118H49V119H47ZM55 119V118H54ZM244 119V118H243ZM57 120V118L55 119V120H52V124L53 125H56L57 126V124H62L63 122H64V118H60V120H59V118H58V121H56ZM90 120V119H89ZM89 120H87V121H89ZM239 120V119H238ZM33 120H31V122H34ZM42 121H44V122H42ZM59 121H61V123L59 122ZM240 121V120H239ZM244 121H245V119H244ZM11 122V123H10ZM56 122V123H55ZM58 122V123H57ZM124 122V121H123ZM11 124V126L9 127L8 126V124ZM34 123H36V122H34ZM33 123V124H34ZM235 123H238L239 124V122H235ZM234 124V123H233ZM53 125H48V127L50 126L51 128H53L52 126ZM227 125V124H226ZM246 125V124H245ZM234 126H236V125H234ZM233 126V127H234ZM239 126H240V124H239ZM239 126H236V127H239ZM226 128H228V126H225ZM246 127V126H245ZM27 128V129H28ZM55 128V127H54ZM240 128V127H239ZM242 128V127H241ZM240 128V129H241ZM258 128V127H257ZM262 129H264V128H262ZM196 130H198L197 129V127H196V129H195V131ZM200 130V129H199ZM198 130V131H199ZM211 130H213V128L211 129ZM216 131L214 132V134L213 135H215V133L219 130H217V129H215ZM221 130H223V129H221ZM225 130V129H224ZM228 130H229V128H228ZM29 131V132H30ZM46 131V132H45ZM119 130H117V132H118ZM191 131V132H190ZM190 131L188 130V131H186L187 133H189L190 132V134H192V130L190 129ZM233 131H236V130H233ZM237 131H239V129L237 130ZM181 132V131H180ZM184 132V131H183ZM182 132V134H184ZM197 132V131H196ZM207 132V131H206ZM205 132V133H206ZM211 132V131H210ZM261 132V131H260ZM26 133H28L27 131H26ZM26 133L24 134V136L26 135ZM32 133V132H31ZM40 133V132H39ZM43 133H41L40 134V136H42L43 135ZM136 133V132H135ZM199 133H202V132H199ZM204 133V132H203ZM4 134V133H3ZM21 134V133H20ZM38 133H36V135H37ZM182 134H180V135H182ZM217 134V133H216ZM141 135H143V133H141ZM199 135V137L201 136L200 134H198ZM198 135H196V137L198 136ZM203 135V134H202ZM204 135H206V134H204ZM2 136V135H1ZM16 136V135H15ZM18 136V135H17ZM20 136H22V135H19L18 137H20ZM27 136H28V134H27ZM131 136H132V134H131ZM218 136V135H217ZM8 137V136H7ZM6 137V138H7ZM114 137H116V136H114ZM113 137V138H114ZM133 137V136H132ZM190 137H192V136H190ZM204 137V136H203ZM203 137H201V138H203ZM264 137V136H263ZM23 138V137H22ZM21 138V139H22ZM38 139L40 138V137H37ZM120 137H118V139H119ZM192 138H195L194 136L192 137ZM209 138V136H207V138L206 139H208ZM217 138V137H216ZM222 138V137H221ZM262 138V137H261ZM5 138H3L2 140H4ZM25 139V138H24ZM9 140V139H8ZM73 140V139H72ZM198 140V141H197ZM262 140V139H261ZM5 142H6V140H4ZM11 141H12V139H11ZM20 141V140H19ZM24 141V140H23ZM119 141V140H118ZM195 141H197V142H200L199 141V139H196ZM203 142H204V140H202ZM263 141V140H262ZM121 142H123V141H121ZM212 142V141H211ZM3 143V142H2ZM12 143V142H11ZM13 144V143H12ZM199 145H200V143H198ZM116 145H119V144H116ZM188 145V146H187ZM191 144L190 143H186V146L187 147H189V148H186V149H192V148H194L193 146H194V144H192V146H190ZM256 145V144H255ZM183 146V145H182ZM181 146V147H182ZM202 146V145H201ZM121 147H123L122 145H121ZM121 147H120V149H118L117 147V149L120 151V150H122L121 149ZM198 147V146H197ZM258 147V146H257ZM184 148V147H183ZM195 149V148H194ZM198 149V148H197ZM106 150V149H105ZM184 150H185V148H184ZM197 151V150H196ZM196 151H192V152H196ZM256 151H257V148H256ZM108 152V150L106 151V153ZM123 152V151H122ZM125 152V151H124ZM185 152H187V153H185ZM189 151H184L183 153H184V155H182V159H184L185 158V160H187V161H189L187 158H189L190 156H185L186 154L187 155H189V153H188ZM109 153V152H108ZM116 153H119V152H116ZM116 153H114V155H117ZM157 153H159V152H157ZM181 154H182V152H180ZM4 154V153H3ZM30 154V153H29ZM120 154V153H119ZM155 154V153H154ZM191 154V153H190ZM103 155V154H102ZM110 155V154H109ZM108 155V156H109ZM155 155H157V157L158 156H160L159 154H155ZM194 155V154H193ZM263 155V154H262ZM262 155H261V157H262ZM58 156V155H57ZM85 156V155H84ZM118 156H120V155H118ZM61 157H63V156H61ZM60 157V158H61ZM115 157V156H114ZM114 157H112L111 156V159L112 158H114ZM192 157V156H191ZM256 157V156H255ZM57 158V157H56ZM110 158V157H109ZM107 159V161L108 160H110V159ZM119 158H122V157H119ZM124 158V157H123ZM122 158V159H123ZM257 158V157H256ZM90 159V158H89ZM191 160H193V158H190ZM43 160H44V157H43ZM56 160V159H55ZM91 160V159H90ZM113 160V159H112ZM117 160V159H116ZM131 160V159H130ZM142 160V159H141ZM140 160V161H141ZM155 160V159H154ZM159 160H161V159H159ZM175 160H177V159H175ZM7 161V160H6ZM9 161V160H8ZM107 161H103V162H107ZM182 162H184V164L186 163L185 161H183V160H181ZM1 163H2V161H0ZM5 162V160L3 161V163ZM85 162H86V160H85ZM109 162V161H108ZM112 162V161H111ZM111 162H110V165H111ZM146 162H147V159H146ZM176 162H178V161H176ZM7 163V162H6ZM116 163V162H115ZM114 163V164H115ZM153 163V162H152ZM162 164H163V162H161ZM171 162H169V164H170ZM73 165H74V162L72 163ZM71 164V165H72ZM95 163H93V165H94ZM104 164H106V163H104ZM113 164V165H114ZM126 164V163H125ZM128 164H129V162H128ZM164 164H165V162H164ZM174 164V163H173ZM173 164H171V165H173ZM96 165V164H95ZM94 165V166H95ZM116 165V164H115ZM114 165V166H115ZM121 165V164H120ZM119 165V166H120ZM132 165V164H131ZM165 165H168V164H165ZM175 165H178V164H175ZM99 167H100V165H98ZM103 166H105V165H103ZM90 167H92V166H90ZM118 167V166H117ZM162 167H165L164 168V170L166 171V172H168L169 173V175H168V177H166L165 179H163V181H162V184H161V188L165 191V195H163V197H162V204H164V206L162 205L161 206V210H160V214H162L163 216L165 215V217H167V218H169V219H171V220H173L174 222L172 223V225L169 227V229H170V231H172V232H170L169 231V233H171V234H173L174 235V238H173V240H174V242H177V230H181L182 229V233L179 235V236H181L180 238H181V240L180 241H178L179 242V244H178V246L176 247V251H178V252H184L183 250L184 249H186L185 250V252L187 251V246L189 245V244H192V243H190L191 241H190V239L194 236V235H192V231L190 230V232L188 231V224L190 223V222H193V223H195V224H197V225H202V223H206L207 222V219H211V218H208L207 217V214H209L210 212H212L214 209L216 210V209H219L220 208V206L222 205L223 206V204L225 205V204H227V202L230 200V198H229V200L227 199V197H228V194L229 193H234V192H239V193H236V194H238L235 198H234V200H232L231 202H230V204L232 205V210H231V208H229V206H226L225 205V208L226 207H228L229 208V211L231 210L232 212L230 213L229 211V213L230 214H228V215H230L229 217L228 216H223V217H225L224 219H227V217H228V219L227 220H224L223 219V223L221 222V225H219L220 226V228H217V229H214V228H212V227H209L207 230H206V228H204V235H202L201 233H198V234H201L202 235V237H200V239H196L197 240V244H203L204 245V247L205 246H209L212 250H214V251H212L211 249L209 250L210 252L212 251L213 252V257L211 258V261H216V260H218L219 258L221 259L222 258V256H225V258H229V260H230V263L229 264H248L249 262H251V260H254V259H256V258H259V257H261V256H264V240H258V241H254L253 243H251L250 245H248V246H246L244 243H245V239H241V240H239V239H237V237H238V233H237V231H236V229L234 230V229H232V224L234 223V222H238L237 220H240V217H242L243 215H246V213H249L250 212V210L251 209H253V212H250L252 215H254L255 216V219H256V223H260V224H262L263 226H264V188L260 185V184H257V183H255V182H252L251 180V178L250 177H252V175L248 178H246L245 177V174H241V173H239V170H238V172L236 171V170H232V171H229L228 172V174L226 173V175H225V172L224 171H219V169H218V171L217 172H215V173H217L218 174V176H216V182L217 183H214L213 184V182H215V180L213 181V174L211 173V172H209V171H207V170H204V171H207L208 173H205V174H200V173H196V175H190V174H184L182 171H181V169H179L178 168V166H175V167H177L178 168V170H175V168L173 167V166H164V165H162ZM38 168V167H37ZM36 168V169H37ZM83 168H85L84 166H83ZM125 169H126V167H125ZM152 170H154V169H152ZM157 170V169H156ZM160 170V169H159ZM26 171H28V170H26ZM36 171V170H35ZM51 170H50V168H49V170H48V172H50ZM52 171H54V169L52 170ZM61 171V170H60ZM104 171H106V170H104ZM109 171H112V170H109ZM163 171V170H162ZM162 171H160V173H162ZM247 171H249V170H247ZM28 172H31V171H28ZM33 173H30V174H34L35 172H34V170L32 171ZM46 172V171H45ZM56 172H58V171H56ZM88 172H90V171H88ZM93 172V171H92ZM144 172V171H143ZM147 173H150V172H148V171H146ZM146 172H144L145 173V176H148V175H146ZM158 172V171H157ZM26 173V172H25ZM25 173H22V174H25ZM53 173V172H52ZM159 173V172H158ZM159 173V174H160ZM214 173V174H215ZM27 174V173H26ZM38 174H40L41 176H42V172L41 171H38ZM154 174V173H153ZM156 174V177H157V173H155ZM154 174V175H155ZM248 174V173H247ZM29 175V174H28ZM49 175H50V173H49ZM89 175H91V174H89ZM95 175V174H94ZM102 175V174H101ZM108 175H109V173H108ZM142 175V174H141ZM44 176V175H43ZM88 176V175H87ZM86 176V177H87ZM92 176H93V174H92ZM152 176V174L150 175V177H148L147 179H146V183L148 184V188H149V190L151 191V190H153L154 188H156V186H157V183H156V181L153 179V177H151ZM215 176V175H214ZM224 176V177H223ZM27 177V176H26ZM93 177H96V176H93ZM97 177H99V176H97ZM96 177V178H97ZM219 177V178H218ZM28 178H30V177H28ZM42 178H44V177H42ZM88 178H90V176L88 177ZM95 178V179H96ZM254 178V177H253ZM90 179H93V178H90ZM100 179V178H99ZM101 179H103V178H101ZM219 179V180H218ZM73 180V179H72ZM74 180H76V179H74ZM79 180V179H78ZM82 180H84V179H82ZM97 180H98V178H97ZM263 180V179H262ZM85 181V180H84ZM88 181H89V179H88ZM91 182H92V180H90ZM98 181H101V180H98ZM211 181H213L212 183H211ZM71 182V181H70ZM73 183H75L74 181H72ZM102 182H104V181H102ZM84 183V182H83ZM68 184V183H67ZM87 184H89V183H87ZM107 184V183H106ZM91 186V185H90ZM95 186V185H94ZM96 186H99L98 188H97V190H96V193H97V195L102 199V201L104 202V204H105V206H107L108 208L107 209H110V210H112L113 212H116V213H114V214H118V217L117 218H115V217H113V216H111V212L112 211H110V210H108V211H110V217H113L114 219V221L112 222V223H107V221H106V223L108 224V225H105V224H103V225H105V227H106V229H104L103 227H101L100 225H102V224H98V223H95V224H93L92 226L93 227H91L89 224H92V223H89V222H87L86 221V218H84V216L83 215H80L79 216V214H80V212H82V210L80 211V209H81V207H82V201H81V203H79V202H77V200H79V199H81L82 200V198L83 199H85L86 200V198H84L82 195V198H78L77 196V200L76 201H73V199L71 200H68L67 199V197L69 198V193H68V195L66 196V200L67 201H65V202H63V198H62V200L60 199V201H62V203L61 202H59V203H57L58 205H56V204H54V205H56L54 208H52L51 206L53 205L52 203V205L50 206L48 203H50L51 202V200L50 201H48L47 200V202H45V204L46 205H43V203L42 204H40L41 202H44V201H41V200H43V199H46V198H41L42 196H40V198H41V202L39 201V204H37L38 203V201H37V199L36 200H34V201H36L37 203H35V202H33V201H31L29 198H27L26 199V204H27V206H28V209H30V210H32V208L34 207V205H38V208H36L37 209V211H35V212H33V214H31V213H29V212H27V213H29V214H31V216L33 215L34 217H32V218H36V220L37 219H40L41 217H43V215H47L48 213H51L52 215H58V216H60V219L62 220V221H64L65 223H68V224H70V222L72 223V222H74V220H75V223H76V220H81L80 222H77V225H73V226H77V227H79L80 225H81V228L79 229H77V231H79V230H81V231H79L78 232V240H77V243H72L73 241H70L69 242V240L71 239V237H70V239L69 238H67V239H65V242L66 241H68V243H71V244H78V245H75V247L72 245V247L73 248H71L70 246H68L67 248L65 247L66 246V244L65 245H60V244H62V241H58V239H57V241H55L54 243H53V240L52 241H50V246L48 247V248H50V247H52L51 249H55V250H52V251H54V252H50L51 254L53 253V255L54 256H52V258L50 259V260H53V262H54V264H67L69 261H68V259H69V256H70V253L71 254H74V252H77V248H78V246H82L81 248H80V251L78 252V253H81L79 256H81L79 259H78V255H76V254H74L75 256V258H76V260H74V258H72V256H71V263L73 262V261H81L82 259H86L87 261H89V262H91V264H93V262H95V261H99V260H101L102 261V263H99L98 262V264H103V262L105 261L106 263H107V261H110V263H112V261H113V259L115 258V257H117V256H119V254H120V256L122 257V255L123 254H121L120 252L124 249V248H127V251L129 250V247H131V248H133V246H128L129 244H130V242L132 241V239L135 237V238H139V239H141L142 238V232H140L139 231V229L136 227V223L131 219V217L130 216H128L127 214H125V217H124V212H127V211H125V210H127L126 208H130V207H126V208H124L123 207V204L121 203V202H124V203H127L126 202V199L125 198H123V199H125L124 201H121L122 200V198H121V200L118 198V197H121V196H118V195H116L117 196V198L115 197V195H114V197L116 198H113V196H111V194H112V186H109V187H111L109 190L107 189V187L106 186H108V184L107 185H105V188L103 187V185H101V187H100V185H96ZM92 187V186H91ZM69 188H71V187H69ZM132 188V187H131ZM255 188V191L254 192H252V193H256L255 195H253L252 194V199L251 198H249L250 196V194H249V192L252 190V189H254ZM53 189V188H52ZM51 189V190H52ZM114 189V188H113ZM54 190V189H53ZM70 190V189H69ZM68 190V191H69ZM74 190H76V189H74ZM79 190V188L76 190V191H78ZM65 191V189H63L61 192L63 193ZM80 191V190H79ZM18 192V191H17ZM24 192H26L27 194L26 195H29L28 193L29 192H27V191H24ZM32 192V191H31ZM114 192H115V190H114ZM127 192V191H126ZM126 192H124V193H126ZM66 193V192H65ZM117 193V191L115 192V194ZM200 193H202V195H201V197L199 196V194ZM17 194V193H16ZM21 194H24V193H20V195ZM44 194V193H43ZM74 194H75V192H74ZM39 195V194H38ZM51 195V194H50ZM61 195H64V193L63 194H61ZM61 195H59L60 197H63V196H61ZM234 195H235V193L233 194V197H234ZM16 196H18V194L16 195ZM29 196H31V198L33 197V194L32 195H29ZM29 196H27V197H29ZM46 196V195H45ZM49 196V195H48ZM70 196H71V193H70ZM80 196V197H81ZM124 196V195H123ZM132 196V195H131ZM230 196H231V194H230ZM44 197V196H43ZM65 197V196H64ZM71 197H73V196H71ZM146 197V196H145ZM232 197V196H231ZM40 198H38V199H40ZM57 199L55 196L53 197V202H54V200L55 199ZM64 199V200H65ZM117 199H119L120 201H118ZM151 199V198H150ZM150 199H148L147 201H150ZM160 199H161V197H160ZM84 200V201H85ZM152 200V199H151ZM169 200H172V201H174V203H175V207H171V209H170V206L168 205V201ZM228 200V201H227ZM58 201H59V199H58ZM127 201H128V199H127ZM142 201H144V200H142ZM33 202V203H32ZM86 202V201H85ZM88 202V201H87ZM103 202H100L101 204L103 203ZM129 202V201H128ZM156 202H158V201H156ZM55 203H56V200H55ZM13 204H15V203H13ZM12 204V205H13ZM130 203H127V205H129ZM140 204H142V206H143V203H140ZM40 205V206H39ZM50 206V207H48V206ZM144 205H146V204H144ZM153 205V204H152ZM16 205H13V207H15ZM33 206V207H32ZM104 206V207H105ZM154 206V205H153ZM152 206V207H153ZM171 206H174V204L173 205H171ZM221 206V207H222ZM26 207V206H25ZM85 207V206H84ZM158 207V206H157ZM83 208V207H82ZM224 208V207H223ZM24 209V208H23ZM146 209H148V208H146ZM174 209H176L177 210V212H176V214L173 216V212H174ZM21 210V209H20ZM25 210V209H24ZM24 210H23V212H24ZM34 210H35V208H34ZM39 210V211H38ZM129 210V209H128ZM134 210H136V208L134 209ZM149 210V209H148ZM152 210H154V208H152ZM156 210V209H155ZM12 211V210H11ZM19 211V210H18ZM29 211V210H28ZM80 211V212H79ZM137 211V210H136ZM252 211V210H251ZM1 212V211H0ZM22 212V213H23ZM48 212V213H47ZM135 212V211H134ZM151 212V211H150ZM190 212V213H189ZM224 212H226V211H224ZM219 213V212H218ZM51 214H48V216H49V218L51 217L50 215ZM135 214H137V213H135ZM226 214V213H225ZM224 214V215H225ZM107 215V214H106ZM215 215H217V213H215ZM77 216V217H76ZM87 216V215H86ZM92 216V215H91ZM136 216V215H135ZM138 216V215H137ZM142 216V215H141ZM222 216V215H221ZM221 216H219V217H221ZM28 217V216H27ZM123 217V218H122ZM210 217V216H209ZM245 217V216H244ZM244 217H242V218H244ZM30 218V217H29ZM29 218H27L28 220H29ZM49 218H47V219H49ZM75 218V219H74ZM77 218V219H76ZM159 218V217H158ZM193 218V220H190V219H192ZM207 218V219H206ZM215 218H217V216H215V217H213V219H215ZM16 219H17V217H16ZM22 219V218H21ZM21 219H19V220H21ZM45 219V218H44ZM52 219V218H51ZM58 219V218H57ZM33 220V219H32ZM31 220V222H33V221H35V219L32 221ZM10 221H12V219L10 220ZM9 221V222H10ZM18 221V220H17ZM109 221V220H108ZM121 221H124V223L122 224V222ZM211 220H209L208 222H210ZM13 222H16V221H14L13 220ZM12 222V223H13ZM22 222H24V220L22 221L21 220V223ZM27 221H25V223H26ZM110 222V221H109ZM18 223V222H17ZM74 223V224H75ZM79 223H81V224H79ZM89 223V224H88ZM115 223V224H114ZM120 223V224H119ZM23 224V223H22ZM22 224H20V225H22ZM30 223H28V225H29ZM192 224V223H191ZM218 224H220V223H218ZM235 224V223H234ZM72 225V224H71ZM71 225H69L70 226V228H71ZM79 225V226H78ZM88 225H89V227H88ZM216 225V224H215ZM10 226H12V225H9V227ZM42 226H44V225H42ZM65 226V225H64ZM214 226V225H213ZM236 226H237V223H236V225L234 226V228H236ZM67 227V226H66ZM77 227H74V228H77ZM87 227L89 228V230H87ZM142 227V226H141ZM166 227H168V225L166 226ZM50 228V230H52L51 229V227H49ZM48 228V229H49ZM53 228V227H52ZM91 228H93L92 230H90ZM162 228V227H161ZM198 228H200V227H198ZM216 228V227H215ZM12 229V228H11ZM53 229H56V228H53ZM72 229H73V227H72ZM196 229V228H195ZM203 228H201V230H202ZM68 230V229H67ZM67 230H65L66 232H67ZM142 230V229H141ZM46 231H48L47 229H46ZM75 231H76V229H75ZM153 232H156V230H152ZM261 231H263V230H261ZM72 232H74V231H72ZM148 232H150V231H148ZM162 232V231H161ZM229 232H231L230 233V236H228V237H224V235H226V233H229ZM246 232V231H245ZM52 233H54V232H52ZM70 233H71V231H70ZM76 233V232H75ZM80 233V234H79ZM88 233V235H86ZM195 233H196V235H198L197 234V231H195ZM11 234V233H10ZM65 234H67V235H69V236H71V234H69V233H64V235ZM77 234V233H76ZM133 234H136V236H134ZM145 234V233H144ZM75 235V234H74ZM134 237H133V236ZM164 235H166V234H164ZM169 235V234H168ZM192 235V236H191ZM195 235V236H196ZM59 235H57V237H58ZM61 236V235H60ZM76 236V235H75ZM72 237V238H76V237ZM128 236H130V237H128ZM133 238H132V237ZM189 236H191L190 237V239H189ZM199 236V235H198ZM168 236H166V238H167ZM224 237V238H223ZM17 238H19V237H17ZM21 238H23V237H21ZM48 238H50V237H48ZM168 238H170V237H168ZM244 238V237H243ZM252 238V237H251ZM61 239V238H60ZM193 239V238H192ZM246 239H248V237L246 238ZM17 240V239H16ZM45 240V239H44ZM46 240H47V238H46ZM55 240V239H54ZM62 240H63V238H62ZM72 240V239H71ZM134 240V239H133ZM165 240V239H164ZM22 241V240H21ZM48 241H49V239H48ZM64 241V240H63ZM135 241V240H134ZM159 241H161V240H159ZM158 241V242H159ZM220 241V242H219ZM234 241H235V243H234ZM16 242V241H15ZM46 242V241H45ZM136 242H139V241H136ZM154 242V241H153ZM162 242V241H161ZM4 243V242H3ZM59 243V244H58ZM80 243H81V245H80ZM160 243V242H159ZM173 243V242H172ZM122 244H125L124 246L122 245ZM149 244V243H148ZM17 245V244H16ZM33 245V244H32ZM35 245V244H34ZM37 245V244H36ZM70 245V244H69ZM113 247H116L117 249H115V251H113L112 250V246ZM28 245H26V247H27ZM64 247V249L65 250H68L67 251V253H61V247ZM109 246H111V248H109ZM127 246V247H126ZM150 246H155L153 243H150ZM196 246H199V247H201L200 245H196ZM25 247V246H24ZM53 247H55V248H53ZM58 247V248H57ZM166 247H167V245H166ZM187 247V248H186ZM203 246H202V248H204ZM208 247V248H209ZM196 247H194V249H195ZM42 249V248H41ZM44 249V248H43ZM45 249H47V248H45ZM71 249H75V251L74 250H71ZM82 249V250H81ZM104 249V250H103ZM155 249V251H158L156 248H154ZM153 249V250H154ZM189 249V248H188ZM205 249H207V248H204V249H202V251L203 250H205ZM33 250H36V248H34ZM37 250H39V249H37ZM102 251L101 253H103L102 255H100V256H98L97 255V253H100V252H98V251ZM111 250V251H110ZM116 250H118V253L116 252ZM124 250H126V249H124ZM124 250H123V253H124ZM131 250V249H130ZM152 250V251H153ZM191 249H189V251H190ZM74 251V252H73ZM112 251H113V253H112ZM154 251V252H155ZM197 251V250H196ZM202 251H200V252H202ZM28 252V251H27ZM31 252V251H30ZM41 252H43V254L41 253ZM41 252H39L40 254H42L43 256H45L46 255V253L45 252H47V250H45V251H41ZM63 252H66V251H63ZM114 252L116 253L115 255H114ZM161 252V251H160ZM160 252H158V253H160ZM188 252V251H187ZM191 252V251H190ZM192 252H194V251H192ZM205 251H203V253H204ZM45 253V254H44ZM49 253V254H50ZM55 253V254H54ZM100 253V254H101ZM127 253V252H126ZM157 253V252H156ZM155 253V254H156ZM174 253V252H173ZM194 253H196V252H194ZM154 254V253H153ZM176 254V253H175ZM174 254V255H175ZM182 254V253H181ZM23 255H24V253H23ZM27 255H29V254H27ZM39 255V254H38ZM124 255H125V253H124ZM160 255H161V253H160ZM204 255L205 256H207L205 253H204ZM19 256V255H18ZM36 256L37 255H35V258H36ZM157 256H159L158 254H157ZM162 256V255H161ZM39 257V256H38ZM51 257V256H50ZM63 257H64V259H63ZM154 257V256H153ZM173 257V256H172ZM195 257V256H194ZM209 257H210V255H209ZM45 258V257H44ZM120 258V257H119ZM162 258H163V256H162ZM204 258H207V257H204ZM224 258V259H225ZM31 259V258H30ZM72 259H73V261H72ZM208 259V263H209V258H207ZM41 260V259H40ZM48 260V259H47ZM117 259L115 258L114 259V261L113 262H115ZM119 260V262H120V260L121 259H118ZM160 261H158V262H160V263H162V261H161V259H159ZM168 260H171V259H168ZM190 260V259H189ZM23 261V260H22ZM79 261V262H80ZM83 261H85V260H83ZM82 261V262H83ZM166 261V260H165ZM164 261V262H165ZM183 261V260H182ZM181 261V262H182ZM207 261V260H206ZM258 261V260H257ZM41 262V261H40ZM39 262V263H40ZM69 262V263H70ZM81 262V263H82ZM88 262V263H89ZM126 262H127V260H126ZM173 262V261H172ZM253 262V261H252ZM262 262V261H261ZM36 263V262H35ZM109 263V262H108ZM259 263H260V261H259ZM72 264H74V263H72ZM84 264H86V262H84ZM112 264H115V263H112ZM168 264H170V263H168Z\"/></svg>",
	"mask_w": 264,
	"mask_h": 264
}]
</instances>
